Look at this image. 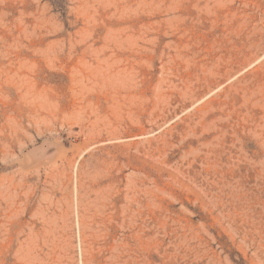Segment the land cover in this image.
I'll return each instance as SVG.
<instances>
[{"label": "rangeland", "instance_id": "1", "mask_svg": "<svg viewBox=\"0 0 264 264\" xmlns=\"http://www.w3.org/2000/svg\"><path fill=\"white\" fill-rule=\"evenodd\" d=\"M0 264H264V0H0Z\"/></svg>", "mask_w": 264, "mask_h": 264}]
</instances>
